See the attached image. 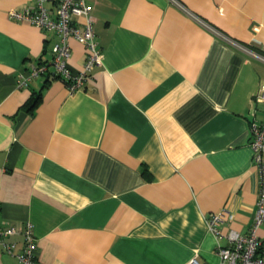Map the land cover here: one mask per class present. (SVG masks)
I'll use <instances>...</instances> for the list:
<instances>
[{
  "label": "crops",
  "instance_id": "1",
  "mask_svg": "<svg viewBox=\"0 0 264 264\" xmlns=\"http://www.w3.org/2000/svg\"><path fill=\"white\" fill-rule=\"evenodd\" d=\"M84 1L102 59L69 91L54 35L8 14L34 0H0V227L30 224L40 264H219L256 213L264 0ZM68 42L78 72L87 49ZM4 241L0 264H20L22 235Z\"/></svg>",
  "mask_w": 264,
  "mask_h": 264
},
{
  "label": "built area",
  "instance_id": "2",
  "mask_svg": "<svg viewBox=\"0 0 264 264\" xmlns=\"http://www.w3.org/2000/svg\"><path fill=\"white\" fill-rule=\"evenodd\" d=\"M178 4L176 0H173ZM9 16L15 20L34 25L41 31L51 32L56 38L51 48L50 76H58L69 89L74 91L89 77L94 65L101 62L102 54L94 39L91 8L84 0H34V3L22 9L9 11ZM80 41L87 49L81 70L73 72L68 66L70 46L68 40ZM48 72L46 63L34 65L31 75ZM256 100L264 102V87L257 93ZM249 143L253 151V159L259 175V192L254 223L247 234L229 230L225 238L228 245L217 244L216 253L219 264H264V243L256 235L257 227L264 220V123L252 122L249 128ZM231 215L223 210L211 214L208 218V228L215 237H222L218 225ZM21 234L23 246L16 257L20 264H40L37 259L36 241L30 224L23 228L14 226L0 227V244L6 252L12 254L14 243L5 242L4 238L13 234ZM189 264H200L192 258Z\"/></svg>",
  "mask_w": 264,
  "mask_h": 264
},
{
  "label": "trees",
  "instance_id": "3",
  "mask_svg": "<svg viewBox=\"0 0 264 264\" xmlns=\"http://www.w3.org/2000/svg\"><path fill=\"white\" fill-rule=\"evenodd\" d=\"M39 99H40V92L38 91V92L34 93V95L31 97V99H29L26 102V106L28 108L34 107L38 103ZM145 171L147 172V169H143V172H145Z\"/></svg>",
  "mask_w": 264,
  "mask_h": 264
}]
</instances>
